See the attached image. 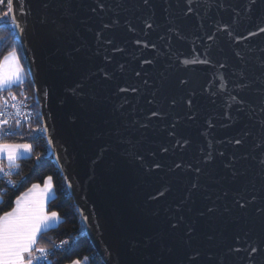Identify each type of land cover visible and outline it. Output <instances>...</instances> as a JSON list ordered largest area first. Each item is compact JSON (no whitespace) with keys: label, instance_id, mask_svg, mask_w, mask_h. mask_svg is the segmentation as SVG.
I'll return each instance as SVG.
<instances>
[{"label":"water","instance_id":"1","mask_svg":"<svg viewBox=\"0 0 264 264\" xmlns=\"http://www.w3.org/2000/svg\"><path fill=\"white\" fill-rule=\"evenodd\" d=\"M20 2L42 134L102 262L264 264V0Z\"/></svg>","mask_w":264,"mask_h":264},{"label":"trees","instance_id":"2","mask_svg":"<svg viewBox=\"0 0 264 264\" xmlns=\"http://www.w3.org/2000/svg\"><path fill=\"white\" fill-rule=\"evenodd\" d=\"M5 12H7V0L0 3V59L15 51L27 75L23 84L33 92V85L28 76L19 43L9 16L4 17ZM37 128H41L39 115L29 127L17 128L13 135L0 138L2 143H27L32 146L29 155L16 160L19 167H15L16 171L8 177L12 185L6 186L0 194V216L5 212H9L13 208L15 199L33 184H42L46 178L52 177L54 195L47 202L46 211L56 212L59 222L57 225L41 232L37 238L38 246L51 248L53 245L61 243L59 248L51 252L48 264H67L75 260L84 261L85 258H87L86 264H104L85 235L73 200L66 189L60 171L52 159L44 135L31 130ZM38 156L40 157L39 160H37ZM0 166L9 167L7 164Z\"/></svg>","mask_w":264,"mask_h":264},{"label":"snow or ice","instance_id":"3","mask_svg":"<svg viewBox=\"0 0 264 264\" xmlns=\"http://www.w3.org/2000/svg\"><path fill=\"white\" fill-rule=\"evenodd\" d=\"M145 3L148 0H144ZM0 3H3V0H0ZM18 6L22 7L20 0H17ZM13 12V0H7V12L4 13V17L7 18L10 13ZM13 24L16 28H19L20 25L15 22L13 18ZM151 27V25H149ZM261 31H264L262 29ZM12 60H16L15 51L9 54ZM9 57H5L7 61ZM206 62V61H205ZM189 63V61H185ZM25 83V74L24 70L20 67L18 60H16V66L13 70L0 75V91L10 90L12 85H19ZM124 91V89H121ZM135 91V89H132ZM12 99L15 100L16 97L12 96ZM27 99V97H25ZM7 104V100L4 101ZM189 103H191L189 101ZM19 110H17L16 115L19 116ZM153 116H156L157 113L153 112ZM30 118V114H26V119ZM9 121H0V125H8ZM15 124L20 125V120L16 119ZM35 132L44 133L47 131L46 128H37L31 129ZM51 143V141H49ZM237 144L240 143L239 140L236 141ZM23 149L24 152L31 153L32 146L29 144H0V155H4L7 158L9 169L13 167H19L16 164L17 158L23 153L20 151ZM166 151V149H165ZM40 157H37L39 160ZM157 168L160 165H156ZM179 167V165H178ZM3 171V169H0ZM199 172L200 170L197 169ZM235 175V173H233ZM52 177H48L45 180V188L41 190L45 195L47 192L51 191L52 188ZM39 185L33 184L32 188L29 189V192L25 196L20 197L16 200V207L9 212H5L3 216H0V264H33V260H39L46 257L47 253L44 248H36L34 246L37 244L38 234L42 232V229H47L50 226L51 221H58V214L52 212L50 215L45 212L43 197L35 198L33 193L39 189ZM193 188H196L197 185L193 184ZM163 195V193H161ZM239 203V201L237 202ZM241 208L245 205L240 204ZM213 209L209 208L208 212H212ZM203 215V213H201ZM182 219V218H181ZM172 228H176V224L171 225ZM194 229L189 227L188 232L191 233ZM66 243V242H65ZM254 253L257 251L255 247L251 249ZM34 252H39L40 256L37 257L34 255ZM27 256V259H26ZM87 258H85V261ZM73 264H82L81 261H73Z\"/></svg>","mask_w":264,"mask_h":264},{"label":"built area","instance_id":"4","mask_svg":"<svg viewBox=\"0 0 264 264\" xmlns=\"http://www.w3.org/2000/svg\"><path fill=\"white\" fill-rule=\"evenodd\" d=\"M12 96L16 99L13 100ZM27 97V99H25ZM7 100V104L4 101ZM19 110V116L16 115ZM26 114H30V118L26 119ZM38 108L36 106L35 96L32 91L28 89L25 84L17 85L10 90L0 91V121H9L8 125H0V138L8 137L15 133L17 128L29 127L36 119ZM20 120V125L15 124V120ZM0 194L4 191L6 186H11L9 175L16 171L13 167L9 169L7 166H0ZM61 243L53 245V247H39L46 250V257L35 260L36 264H48L50 262V255L54 249L59 248ZM34 255L39 257V252H34Z\"/></svg>","mask_w":264,"mask_h":264},{"label":"crops","instance_id":"5","mask_svg":"<svg viewBox=\"0 0 264 264\" xmlns=\"http://www.w3.org/2000/svg\"><path fill=\"white\" fill-rule=\"evenodd\" d=\"M10 54V53H9ZM9 54H6L4 57H2L1 59H0V75H2V74H4V73H7V72H9V71H11V70H13L14 68H15V66H16V60H18V62H19V65H20V67L24 70V68L22 67V65H21V63H20V61H19V58H18V56H17V54H16V60H12L11 59V57L9 56ZM5 57H9V59L6 61L5 60ZM24 74H25V79L27 78V75H26V72H25V70H24ZM14 86H16V85H12V87H14ZM11 87V88H12ZM30 153H25V154H22V155H20L18 158H20V157H24V156H27V155H29ZM17 158V159H18ZM0 160H1V162L0 163H4V164H0V165H8V162L6 161V158L5 157H1L0 158ZM37 185H39L40 187H39V189L35 192V193H33L32 195H33V197H35V198H40V197H43V203H44V209H45V212L47 213V214H51L52 212H47L46 211V204H47V202L53 197V195H54V188H53V185H52V188H51V191H49V192H47V194L45 195L41 190H43L44 188H45V182L44 183H42V184H37ZM32 188V186L31 187H29L27 190H25L23 193H21L16 199H15V202H14V205H13V208H15L16 207V200L18 199V198H20V197H23V196H25V194H27L28 192H29V189H31ZM12 208V209H13ZM11 209V210H12ZM10 210V211H11ZM3 216V215H2ZM59 218V217H58ZM59 222V219H58V221H51V222H49L50 223V226L48 227V228H50V227H53V226H55V225H57V223ZM47 228V229H48ZM46 229H42V232L43 231H45ZM40 234H38V236H39ZM38 238V237H37ZM39 247H43V246H38L37 244L34 246V249H36V248H39ZM26 259H27V256H26ZM33 264H36V262H35V259L33 260ZM67 264H73V262H71V263H67Z\"/></svg>","mask_w":264,"mask_h":264},{"label":"rangeland","instance_id":"6","mask_svg":"<svg viewBox=\"0 0 264 264\" xmlns=\"http://www.w3.org/2000/svg\"><path fill=\"white\" fill-rule=\"evenodd\" d=\"M0 144H4V143L0 142ZM7 144H9V143H7ZM19 144H20V143H19ZM22 144H27V143H22ZM29 145H30V144H29ZM20 151H21L23 154L28 153V152H24L23 149H21ZM2 156L6 158V156H4V155H0V158H1ZM6 161H7V158H6ZM0 162H1V160H0ZM7 162H8V161H7ZM46 179H47V178H46ZM46 179H45V180H46ZM44 182H45V181H44ZM51 184H52V181H51ZM52 185H53V184H52ZM75 261H77V260H75ZM86 261H87V260H86ZM86 261L84 260V261H81V262H82V264H86V263H85Z\"/></svg>","mask_w":264,"mask_h":264}]
</instances>
